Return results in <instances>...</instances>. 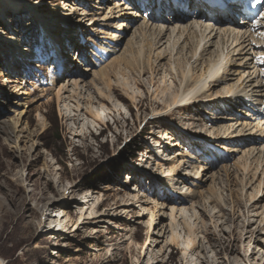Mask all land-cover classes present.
<instances>
[{
	"label": "rangeland",
	"instance_id": "rangeland-1",
	"mask_svg": "<svg viewBox=\"0 0 264 264\" xmlns=\"http://www.w3.org/2000/svg\"><path fill=\"white\" fill-rule=\"evenodd\" d=\"M77 1L14 0V6L4 10L0 16V36L11 32L22 41L23 48L28 51L37 50L42 54L47 52L45 49L47 44L44 45L46 38L42 39L40 35L39 21L45 22L48 28L58 35L65 32L67 34L66 47L62 48V58L66 63L63 75L61 65L56 67L50 57L52 53L49 57L46 55L44 58L33 57L25 59L26 61L23 56L15 58L19 63H12V57H6L0 52V122H4L7 130L6 133L0 129L1 258L6 264H138L144 261L146 247H149V241L154 236L149 230H156L157 227L166 225L170 221L168 213L171 205L179 207L168 195L172 193L174 197L178 195L192 197L193 194L192 191L190 193L181 186L178 187L179 190L173 189L177 194L168 192L169 188L164 187L158 180L151 179L154 174L146 169L149 160L145 156L155 155L157 148L154 145L158 142L160 156H165L168 160L173 158L172 156H175V159L182 157L187 163L191 161L188 157L186 159L188 155L196 160V166H201L198 171L200 181H196V193L191 202L184 204L190 207L194 202L199 219L195 222L192 210L189 208L187 214L185 213L186 218L183 216L179 219L180 215L177 216L176 239L178 240L161 250L158 249L163 245L164 237H161V241L159 239V242L153 243L152 250L161 259V264H187V260L191 259L189 256L185 259L181 245V240L190 235L184 220L190 224L193 231L197 229L200 232L199 236L202 237L199 244L203 242L207 249L199 255L207 257L206 264H212L214 257L222 264L227 263L225 258L238 260V264L264 263V247L258 244L256 239L258 236L264 239V183L258 186L261 175H258L253 182L247 179L241 181L242 170L233 165L238 154L226 159L227 152L219 147L210 146L213 154L217 153L216 159L212 153L204 157L198 156L197 146H200L206 133H209L214 126L213 123L206 121H203L205 125H201L200 121L194 120L201 118L198 112L205 109L197 107L199 111L190 112L173 107L166 113L164 119L156 120L153 113L164 111L169 100H155L154 89L157 85L159 89L168 86L172 80L167 81V79L173 75V72L163 73L159 70L155 76L157 83L152 85L149 82V73L139 76L136 70L125 66L120 58L124 53L129 54L126 43L128 39H134L130 35L140 18L136 17L131 22L124 21L125 25L120 28L111 27L108 25L113 24L114 19L101 21L98 19L106 13L107 5L112 6L113 0H98L91 6ZM164 2L168 5L171 0ZM71 5L77 6V11L85 9L91 12L93 25L83 24L85 32L70 30L69 27L73 24L68 25V22L60 24L58 19L60 13L71 9ZM141 10H143L142 6L137 12L142 13ZM146 10L149 14L153 12L151 8ZM8 12H11V15ZM155 13L158 14L157 9ZM76 16L78 15L74 14L67 20ZM29 21L32 25H28ZM53 24L56 26H51ZM59 24L61 28H57ZM71 31L70 39L68 34ZM99 41H102L104 46H100ZM67 42L71 45L67 46L69 45ZM2 48L0 46L1 50ZM82 51L89 57L88 60L81 56ZM91 51L97 57L93 56ZM167 59L166 56L159 63L165 64ZM58 60L61 61V56ZM10 64H13L15 69L13 66L9 68ZM54 68L58 70L59 78L70 76V73L75 72L73 77L87 86L85 96L88 92L94 96L95 88L107 93V84L123 81L132 86L138 96L135 101L125 99L117 101V104L115 101L109 103L103 101L106 115V118H103L104 124L97 128L90 127L89 133L87 130L81 135L82 137L75 136L69 133L73 123L66 120L67 112L56 100L54 87L57 82H53L52 74ZM99 71L104 78L96 75ZM139 78L142 81L141 85L136 83ZM172 85L173 83L168 93L174 90ZM19 88L21 91L17 93L16 89ZM70 104L73 105L72 102ZM108 111L110 114L107 113ZM205 112L209 114L205 113V115L211 116L210 111L205 110ZM54 115L58 119L60 139L56 138V131L52 127ZM155 130H159L160 133L165 132L166 135L163 133L160 138L159 131ZM211 144L214 145L213 142ZM242 147L244 146L240 148ZM148 150L149 152L153 150V154L149 155ZM177 152L180 153L178 156L175 155ZM209 161L212 163H208ZM153 163L154 160H151V165ZM172 164L164 166L163 177L170 175L168 170L175 174L176 168ZM225 166L231 168L226 172ZM153 169L156 170V165ZM161 173L159 171L158 175H162ZM173 178L176 179L174 176ZM141 184L146 189H139L142 187ZM71 185L80 186L83 190L95 191V196L102 198L104 203L102 206L129 200L134 195L133 189H138L140 193L150 198L147 205L143 204L149 213L142 219L143 223L134 230L131 239L125 241L123 248L112 251V248L107 246L124 239L122 238L126 226L124 222L128 220L122 217L117 223L119 228L115 226L96 228L87 223L81 226V230L68 233L71 229L70 225L77 220L78 214L74 212L71 218L63 215L64 213L58 215L54 211L57 209L54 208V203L58 204L61 201L64 188H67L64 194L69 198L78 194L77 191L70 193L72 190L68 188ZM41 192L44 197L42 200L38 201L32 197L33 194L38 197ZM210 196L212 199H207ZM220 204L224 205V208H219ZM212 205L216 206L214 211L219 210V213L209 209ZM133 210L131 215H136L138 210L136 208ZM161 212H164V215L156 220L155 216L158 217V213ZM218 214H224V218L220 217L221 220H217ZM150 215L155 218L151 228ZM249 215L251 216L248 217ZM212 217L214 222L210 221ZM249 218L253 222L248 223ZM68 220L70 224L64 227V223ZM156 222L159 223L157 226ZM53 228L55 233L61 232L66 237L49 238L46 231H51ZM94 228L97 232L93 231ZM204 229L209 231L207 237H213L214 240L206 242L203 238L206 235L201 233ZM234 239L238 240L235 242L238 253L232 256L220 250L218 242L231 245L234 244ZM107 248L113 253L108 252ZM195 249L199 250V248Z\"/></svg>",
	"mask_w": 264,
	"mask_h": 264
},
{
	"label": "bare ground",
	"instance_id": "bare-ground-1",
	"mask_svg": "<svg viewBox=\"0 0 264 264\" xmlns=\"http://www.w3.org/2000/svg\"><path fill=\"white\" fill-rule=\"evenodd\" d=\"M13 1L14 0H0V16H2L1 13L4 10H9V8L14 6ZM164 1L165 0H113L112 6L107 5L106 13L98 20L101 21L112 18L114 19L113 24L108 26L120 28L125 25L124 21L131 22L136 19V17L140 18L136 21L138 23H135L136 25L134 24L135 27L131 32L132 35H130L133 36L134 39H128L126 43L128 44L129 54L125 55L124 53V56L122 55L119 57L123 60L125 66H129L132 70H136L139 76L149 73V82L152 85L157 83L155 76L159 73V70H162L163 73L173 72V75L167 79V81L172 80L168 83V86L159 89L157 85L154 89L153 95L155 100H169V104H167L164 111H156L153 113V117L158 121L162 120L164 116H166V113L173 107L185 109L190 112L199 111L197 107L210 111L211 116H207L209 115L206 113L207 111L200 110L201 112L198 113L201 118H194V120L200 121L201 125H205L203 121L214 124V126L211 127L212 130L206 133L204 140L200 142V146H197L198 156L204 157L209 154L211 155V153L213 154V151L210 150V146L214 148L219 147L225 153L227 152L226 159L232 155L236 156L238 154L233 165L240 167L242 170L241 181L247 179L253 182L258 175H261L258 186H262L264 183V8L259 12L258 18H255L248 17L244 13H241L238 0H171L168 5ZM77 2H83L82 4L91 6L97 3L98 0H78ZM72 5L71 9L68 11L64 10V12L60 13V17L58 18L61 22L60 24H67L68 22V25L73 24L69 27L70 30L85 32L83 24L84 26L93 25L92 17H90L91 12L85 9H79V11H77V6L75 7ZM140 6L143 7V10H141L143 11L142 13L137 12ZM18 7L20 8V6ZM150 8L153 12L149 14L146 9ZM156 9L158 14L155 13ZM70 10L72 12H70ZM144 10H146L147 13ZM8 13L10 14L11 12ZM74 14L78 16L68 21L67 18L72 17ZM235 15H237V17H235ZM39 24V29L41 31L40 35L42 39L46 38V43H44V45L47 44L45 48L47 51L46 53L44 52V54H42V52L39 53L37 50L28 51V49L23 48L22 41L16 38L11 32L0 36V46L3 47L2 50L0 49V52L6 57H12V63L18 62L15 58H22L23 56L24 60L33 57L44 58L46 56L49 57L52 53L50 57L55 62L56 67L59 64L61 65L63 68V75L66 63L62 58V48L66 47L65 41L67 39V34H65V32L58 35V33L52 32L45 22L39 21ZM60 24L57 28H61ZM28 25H32V23L29 21ZM51 26L56 25L53 24ZM72 31L68 34L70 39L72 37ZM98 32L103 33V31ZM67 43L69 44L67 46L71 45L70 42ZM98 44L102 46L103 42L101 41ZM90 53L97 57L93 51ZM58 55L61 56V61L58 60ZM81 56H84L87 60L89 59L83 51ZM166 56L168 57L167 63H159L160 60H163ZM153 57L154 59H152ZM146 58L147 60H145ZM10 65L9 68L13 66L15 69L13 64ZM36 66H38L37 63ZM52 74L53 82H57V85L54 87L57 103L61 104L62 108L66 110V120L70 121L69 123H73L69 133L75 136L78 135L82 137L81 135L85 134L87 130V133H89L90 127L97 128L104 124L103 118L106 115L104 112L105 109H103L105 107L103 101L107 103L115 101L117 104L119 100L129 99L135 101L138 96L137 91L126 81L107 84V93L103 92L100 88H95L94 96L91 95L90 92L85 96L84 94L87 91V86L85 83L80 82L78 78L73 77L75 72L70 73V76L67 75V77L63 76L60 78L58 77V70H55ZM101 74L100 71L96 73L99 77ZM141 82L139 78L136 83L141 85ZM171 83H173L172 86L174 90L168 93L167 91L170 89ZM16 90L17 93H20L21 88ZM71 102L73 105L70 104ZM110 110L112 112L114 111V109ZM109 112L110 111L107 113L110 114ZM205 113L207 115H205ZM84 119L86 122H84ZM0 127V129L7 133L4 122H0ZM159 130L155 131L158 132ZM158 133H160V131ZM163 133L165 134V132ZM163 133H160V136L156 134V136L161 138ZM165 137L166 136H164V138ZM211 142H213L214 145H212ZM157 143L158 142H155L154 145L157 148L154 152L156 156L153 154V150H150V152L148 150L149 155L151 153L153 154V159L148 155L145 156L149 160V165H151V160L155 162L153 165H148L146 168L151 170L154 174L151 179L158 180L164 187L169 188L168 192L172 191L174 194H177L173 189L176 191V188L178 189V187L181 186V188L188 190L190 193L192 191L193 194L192 197L188 195H178L174 197L171 195L172 193H168L172 202H176L179 207L176 208L175 205H171L168 213L170 221L166 223V225L160 224L161 226L157 227L156 230H149L154 236H152L149 241V247H146L147 250L145 252L146 257L144 261L138 264H161V259L158 258V256L155 255L156 252L152 250V245L153 243L159 242V239L161 241V237H164L163 245L158 249L161 250L178 240L176 239V229L178 226L177 216L179 217L180 215L179 219H182L183 216L186 218L187 211L191 208L195 222L199 219V214L193 205L194 202L190 207L184 204L191 202L194 193H196V181H200L198 178V171L201 166H196V160H193V158L188 155H186V159L188 157L191 161L187 163L182 157L175 159V156H172L173 158L168 160L165 156H160V150L158 149L160 145ZM241 146L244 147L240 148ZM178 154L180 153H175L176 156H178ZM216 154L214 153L212 155L215 159ZM169 163L174 164L176 172L173 174L171 170H168L170 175L163 177V175H165L163 174L164 166ZM208 163L211 164L212 161ZM154 165H156V170L153 169ZM230 168L231 166H225L224 171L227 172ZM188 169L189 171H187ZM159 171L162 172L160 176L158 175ZM172 175L176 177V179H174ZM141 185L142 187L139 189L143 190L145 186H143V184ZM66 189L67 188H64V191ZM68 190H72L70 193L77 191V195H80V197L74 194L69 198L65 196L63 191L62 199H60L61 201H59L58 204L54 203V208H57L54 211H56L58 215L64 213L63 215L71 218V216H74V212L78 214L77 220L73 221L70 225L69 228L71 229L68 230V233L78 231L81 226L87 223L94 225L96 228H107L108 226L119 228L117 223H119L122 217L128 220V222H124L126 224L122 235L124 239L114 244L110 243L111 245L107 246L112 248V251L123 248L125 241L131 239L134 230L143 223L142 219L149 213L148 209L144 208L143 204L147 205L150 198L145 196L144 193H140L138 189H133L134 195H132V198L129 200L122 201L119 204L115 202L105 206H102L104 205L102 198L99 199V196H95V191L83 190L80 186L77 187L75 185H71ZM32 197L38 201L44 198L42 192L38 197H35L34 194ZM207 199L211 200L212 197L210 196ZM221 207L224 208V205L220 204L219 208ZM133 208L138 210L136 215H131V213L134 212ZM215 208L216 206L212 205L209 209L214 213H219V210L214 211ZM233 214L235 215V211H233ZM163 215L164 212L158 213V217L155 216L156 220H159ZM234 215H232V218H234ZM250 216L251 215L248 217ZM216 217H218L217 220H221L220 217L224 218V214H218ZM149 218L152 220L150 222L151 228L155 218H153L152 215H150ZM227 219L228 218H225V220ZM210 221L214 222L213 217ZM186 222L187 221L184 220L185 225L190 231V235L186 239L181 240V245L185 259L187 256L191 258L187 260V264L208 263V260L206 261V256L201 257L199 255L200 252L207 249V247H204L203 242L199 244V240L202 237L199 236L200 232L197 229L193 231L190 224ZM216 222L218 223L220 221ZM251 222H253V220L249 218L248 223ZM68 224H70L69 220L67 223H64V227H67ZM158 224L159 223L156 222V226ZM221 224H223V222ZM93 231L97 232L95 228ZM46 232L49 234V236L47 235L49 238L66 237L65 234L61 232L55 233L54 228ZM201 233L206 235L203 237L206 239V242L214 240L213 237H207V234H209L207 229H204ZM256 239L258 240L257 243L264 247V239L261 238V236H258ZM237 241V239H234V244L231 245H225L222 241L218 242V244H220L219 248L221 251L227 252L229 255L233 256L239 252L237 245H235ZM195 248H199V250ZM107 250L111 252L109 251L110 249L107 248ZM194 255H196V257H193ZM225 261L227 262L226 264H238V260L235 261L234 259L228 260L225 258ZM0 264H6L1 256ZM212 264L222 263L218 262L217 258L214 257L212 259Z\"/></svg>",
	"mask_w": 264,
	"mask_h": 264
},
{
	"label": "trees",
	"instance_id": "trees-1",
	"mask_svg": "<svg viewBox=\"0 0 264 264\" xmlns=\"http://www.w3.org/2000/svg\"><path fill=\"white\" fill-rule=\"evenodd\" d=\"M53 124H52V127H54V130L56 131V138L57 139H60V135H59V129H58V119L56 117V115H54V121H52ZM145 132V130H144ZM138 151V150H137Z\"/></svg>",
	"mask_w": 264,
	"mask_h": 264
}]
</instances>
